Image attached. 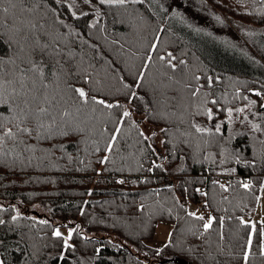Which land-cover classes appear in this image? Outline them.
Segmentation results:
<instances>
[{"label":"trees","instance_id":"1","mask_svg":"<svg viewBox=\"0 0 264 264\" xmlns=\"http://www.w3.org/2000/svg\"><path fill=\"white\" fill-rule=\"evenodd\" d=\"M208 1L233 18L264 27V0ZM91 2L99 13L76 12L73 0H27L33 13L17 12L16 24H0L5 45L21 20L44 25L41 31L49 36L41 43L58 40L61 63L70 69L58 82L46 69V95L53 104L41 97L32 105L49 109L38 120L21 123L19 110H11V86L4 92L9 103L0 104L7 117L0 122V136L10 128L15 138L0 141L2 263L264 264L260 221H250L264 185V75H252L178 22L165 21L150 0ZM14 51L0 47V55ZM80 87L89 97L120 106L85 103L69 90ZM128 106L131 115L124 117ZM65 110L71 115L62 116ZM134 114L161 129L160 142ZM17 125L31 128V134ZM155 145L163 149L164 161ZM23 148L40 167L16 160ZM192 204L203 213L191 210ZM162 220L174 228L169 243L158 248L147 240ZM58 228H73L67 245L64 235H54Z\"/></svg>","mask_w":264,"mask_h":264},{"label":"snow or ice","instance_id":"2","mask_svg":"<svg viewBox=\"0 0 264 264\" xmlns=\"http://www.w3.org/2000/svg\"><path fill=\"white\" fill-rule=\"evenodd\" d=\"M87 2H91V0H87ZM129 0H99L100 4H119L124 5ZM132 3H137L138 0H131ZM7 4L8 7H3L4 4ZM27 0H0V13L4 14L5 19H0V24L5 26V20H11L13 24H16V21L19 19L17 12L20 15L24 13H33L35 8L26 7ZM83 15H87V13H82ZM75 15V13H73ZM44 28V25H38L33 23L32 21H20L19 25L13 29V37L8 38V44L5 45L3 40L0 39V47L8 48L14 47V54L9 56L7 52L0 55V78L2 77H11L10 79H3L0 81V104L7 105L9 103L8 100L4 99V92L8 86L12 88L11 102L13 105L12 111L16 109L21 113V123L26 122L29 118H36L37 120L41 115L47 114L49 112L48 108L45 107H37L35 109L32 108L33 104H36L38 101L43 98V102L49 104L50 106L53 104V101L49 99L46 95L47 89L49 88V83L46 82V69H49L48 75L53 78V81H60L62 78L70 75V69H65L63 64L61 63V56L63 55V50L59 45V41L55 40L52 42H44L41 43V40H47L49 33L46 31H41ZM7 56V59L5 57ZM38 57V58H37ZM20 60V64H16V60ZM161 59H164L161 57ZM54 62V63H53ZM67 63V61H65ZM23 65V67H21ZM174 68L175 65H172ZM51 69H55L54 71ZM19 73V75H17ZM70 91L78 94V97L85 103L89 99L94 101L97 104L104 105L107 108H113L114 106L119 107L120 105L117 103L113 105L112 103H107L104 99H97L95 96L89 97L88 93L84 88H70ZM199 89L196 90L198 92ZM196 92L192 94L195 95ZM135 96V93L132 94ZM237 111H242V109H238ZM229 115H231L232 109L228 110ZM71 115L68 111H63L62 116ZM131 113L128 111H124L123 116L128 117ZM208 116L211 118V110L208 111ZM15 118V117H13ZM7 117L4 116L3 112H0V122L6 120ZM53 122H55V117H52ZM39 127L44 128L45 125L43 123L38 124ZM52 125H48L47 128L51 129ZM252 127L256 130H259V125L253 124ZM17 129L19 132L28 133L29 135L32 132V129L29 127H21L17 125ZM120 131L119 128L116 129L118 133ZM197 131H207V129L197 128ZM216 131H220V126H216ZM67 134V132L63 133ZM143 135V133H141ZM154 135V133H153ZM4 136L15 138V134L9 128L7 129L3 136H0V141H3ZM113 140L116 139L115 136L112 137ZM111 150V145L109 146V151ZM107 157H105V161ZM245 189L250 188L249 183H244L242 185ZM223 187V185L221 186ZM261 188L264 189V185H261ZM192 216H196V213H190ZM16 219V217H13ZM197 219L203 220V216L197 217ZM215 218H209L207 222L204 223L203 227L205 231L209 230L212 226V221ZM243 222V221H242ZM4 223V221L0 220V224ZM41 223H46V221H41ZM221 223L223 221L221 220ZM255 226L253 225V229ZM71 231L69 236H71ZM54 235L59 237L61 236L60 231L57 229L54 232ZM67 245V241H65ZM251 237L248 240V251L244 253L245 262L248 261L250 250H251ZM260 255L264 256V246L261 247ZM2 264V262H0Z\"/></svg>","mask_w":264,"mask_h":264},{"label":"rangeland","instance_id":"3","mask_svg":"<svg viewBox=\"0 0 264 264\" xmlns=\"http://www.w3.org/2000/svg\"><path fill=\"white\" fill-rule=\"evenodd\" d=\"M154 2L156 8L163 12L165 21H175L183 31L191 33L192 36L200 38L201 42L207 47H214L235 58L242 65L247 66L254 76L264 75V27L255 26L250 20L242 18L243 16H233L224 12L223 9L216 8L208 0H150ZM76 12L86 9L96 13L95 2L87 0H73ZM230 3V1H228ZM234 4V3H233ZM240 7L247 8L249 5L239 3ZM97 16V15H95ZM254 25V26H253ZM253 92L259 93V90L253 89ZM264 105V101L262 100ZM127 111L131 108L128 106ZM135 120L139 121L142 128L156 143L160 142L161 129L154 127L147 121H144L141 115L134 114ZM154 133V135H153ZM4 152L2 151V154ZM16 160L26 162L31 169L40 167L35 165L31 154L26 148L21 149L15 155ZM189 208L197 213H203L198 206L192 204ZM252 223L260 221L262 230V246H264V189H261L260 200L257 210L250 217ZM174 223L172 221H160L151 239L147 243L154 247H164L171 239ZM60 233L65 236L69 242V233L73 228H58ZM72 233V231H71Z\"/></svg>","mask_w":264,"mask_h":264},{"label":"water","instance_id":"4","mask_svg":"<svg viewBox=\"0 0 264 264\" xmlns=\"http://www.w3.org/2000/svg\"><path fill=\"white\" fill-rule=\"evenodd\" d=\"M155 148H156V151L158 153L159 160L164 161L166 159V157H165V154L163 152V149L159 145H155ZM0 262H2L1 257H0Z\"/></svg>","mask_w":264,"mask_h":264},{"label":"built area","instance_id":"5","mask_svg":"<svg viewBox=\"0 0 264 264\" xmlns=\"http://www.w3.org/2000/svg\"><path fill=\"white\" fill-rule=\"evenodd\" d=\"M263 101H264V97H263Z\"/></svg>","mask_w":264,"mask_h":264}]
</instances>
